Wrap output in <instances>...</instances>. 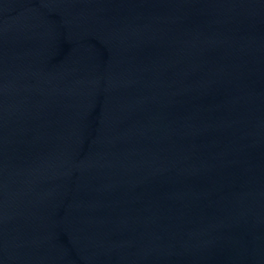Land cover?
I'll use <instances>...</instances> for the list:
<instances>
[{"label":"water","instance_id":"obj_1","mask_svg":"<svg viewBox=\"0 0 264 264\" xmlns=\"http://www.w3.org/2000/svg\"><path fill=\"white\" fill-rule=\"evenodd\" d=\"M0 264H264V0H0Z\"/></svg>","mask_w":264,"mask_h":264}]
</instances>
